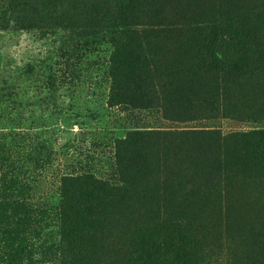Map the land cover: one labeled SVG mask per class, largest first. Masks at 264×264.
<instances>
[{
    "label": "trees",
    "instance_id": "trees-1",
    "mask_svg": "<svg viewBox=\"0 0 264 264\" xmlns=\"http://www.w3.org/2000/svg\"><path fill=\"white\" fill-rule=\"evenodd\" d=\"M0 33L60 42L51 88L104 54L129 126L64 165L42 249L48 124L0 121V264H264V0H0Z\"/></svg>",
    "mask_w": 264,
    "mask_h": 264
},
{
    "label": "rangeland",
    "instance_id": "rangeland-1",
    "mask_svg": "<svg viewBox=\"0 0 264 264\" xmlns=\"http://www.w3.org/2000/svg\"><path fill=\"white\" fill-rule=\"evenodd\" d=\"M60 50L61 44L55 38L41 39L36 33H0V121L15 117L31 122L37 120L36 123L42 126L48 124L44 134L39 131L37 135L29 130L30 127L27 129L37 145H45L40 152L45 169L41 175H36L32 191L35 194L33 204L46 203L37 208L44 214L36 218L46 221L36 231V235H41L39 246L55 241L54 229L46 217L51 215L48 207L56 199L57 181L64 165L86 157L87 152L90 155L97 153L94 143L108 142L109 138L120 136L129 127L118 110L106 107L108 84L102 75L101 61L104 54L79 64L80 68L75 69L70 83L65 82L59 88L47 85L48 75L55 74L58 68ZM82 81L86 82L82 86L85 92L79 100L76 89L80 88ZM13 102L20 108L13 111ZM55 109L66 114L69 120L66 125L50 127L52 117L57 114ZM39 171L41 169L35 173ZM11 218L13 224L7 228L14 226L15 217Z\"/></svg>",
    "mask_w": 264,
    "mask_h": 264
}]
</instances>
